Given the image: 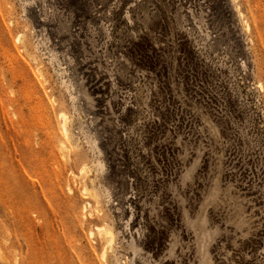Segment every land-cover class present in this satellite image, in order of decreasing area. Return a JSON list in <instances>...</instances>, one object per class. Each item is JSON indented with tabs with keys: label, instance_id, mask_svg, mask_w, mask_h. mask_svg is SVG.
<instances>
[{
	"label": "rangeland",
	"instance_id": "1",
	"mask_svg": "<svg viewBox=\"0 0 264 264\" xmlns=\"http://www.w3.org/2000/svg\"><path fill=\"white\" fill-rule=\"evenodd\" d=\"M0 264H264V0H0Z\"/></svg>",
	"mask_w": 264,
	"mask_h": 264
},
{
	"label": "bare ground",
	"instance_id": "2",
	"mask_svg": "<svg viewBox=\"0 0 264 264\" xmlns=\"http://www.w3.org/2000/svg\"><path fill=\"white\" fill-rule=\"evenodd\" d=\"M64 123V122H63ZM102 230V229H101ZM100 231V230H99Z\"/></svg>",
	"mask_w": 264,
	"mask_h": 264
}]
</instances>
